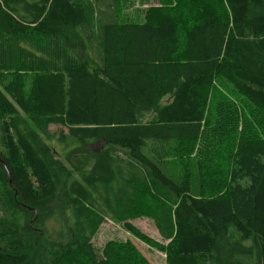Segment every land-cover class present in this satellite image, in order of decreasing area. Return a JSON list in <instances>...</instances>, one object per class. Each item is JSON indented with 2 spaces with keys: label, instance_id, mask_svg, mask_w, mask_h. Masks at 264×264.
I'll return each instance as SVG.
<instances>
[{
  "label": "trees",
  "instance_id": "obj_1",
  "mask_svg": "<svg viewBox=\"0 0 264 264\" xmlns=\"http://www.w3.org/2000/svg\"><path fill=\"white\" fill-rule=\"evenodd\" d=\"M121 12V0H0V264H112L127 251L148 264L129 242H111L109 263L92 245L148 194L166 264H264V134L231 144L225 190L166 162L171 142L215 126L218 79L264 129V0Z\"/></svg>",
  "mask_w": 264,
  "mask_h": 264
},
{
  "label": "rangeland",
  "instance_id": "obj_2",
  "mask_svg": "<svg viewBox=\"0 0 264 264\" xmlns=\"http://www.w3.org/2000/svg\"><path fill=\"white\" fill-rule=\"evenodd\" d=\"M152 4H157V0H121L122 17L128 21H139L144 10ZM208 91L210 100L208 119L212 122L236 119L237 124L234 132L230 130L232 129L230 126H225L224 122L216 127V122L214 127L206 128L202 136L191 145L171 142L166 162L169 170L178 180L182 179L186 173L191 176H198L200 173L206 190L220 191L226 187H223L224 183L227 185L228 166L225 157L231 144L236 141L241 142L244 138L253 140L261 137L264 134V129L259 116L255 115L253 110L251 111L250 106L232 90L229 83L218 79ZM210 97L212 98L210 99ZM221 98L232 101L235 108L226 112L224 106L221 103L218 104ZM148 117V115H141V120H147ZM246 123L249 126H245ZM50 129L56 131L59 127L51 125ZM150 197L149 194L141 197L138 215L127 226L113 222L112 219H106L102 224L92 238V245L100 261L109 263L114 256L112 255L114 247L111 242L116 244L129 242L148 264H166L164 249L167 240L156 229L153 219L155 202ZM119 254L122 257L119 259L120 262L112 264H138L136 258L131 260L129 251Z\"/></svg>",
  "mask_w": 264,
  "mask_h": 264
}]
</instances>
